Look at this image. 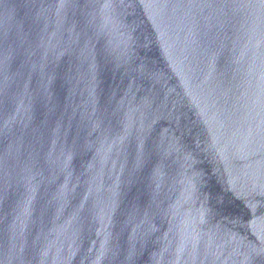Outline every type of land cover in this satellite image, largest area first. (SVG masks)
Segmentation results:
<instances>
[{
    "label": "water",
    "instance_id": "95a60500",
    "mask_svg": "<svg viewBox=\"0 0 264 264\" xmlns=\"http://www.w3.org/2000/svg\"><path fill=\"white\" fill-rule=\"evenodd\" d=\"M0 264H264V0H0Z\"/></svg>",
    "mask_w": 264,
    "mask_h": 264
}]
</instances>
